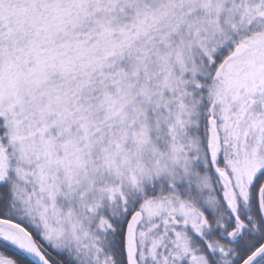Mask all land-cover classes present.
I'll use <instances>...</instances> for the list:
<instances>
[{"label":"snow or ice","instance_id":"1","mask_svg":"<svg viewBox=\"0 0 264 264\" xmlns=\"http://www.w3.org/2000/svg\"><path fill=\"white\" fill-rule=\"evenodd\" d=\"M0 264H264V0H0Z\"/></svg>","mask_w":264,"mask_h":264}]
</instances>
